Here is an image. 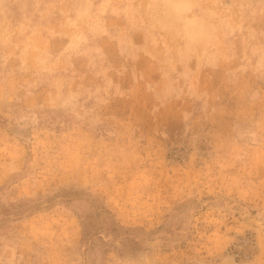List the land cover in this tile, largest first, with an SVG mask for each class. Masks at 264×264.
Segmentation results:
<instances>
[{
	"label": "rangeland",
	"instance_id": "1",
	"mask_svg": "<svg viewBox=\"0 0 264 264\" xmlns=\"http://www.w3.org/2000/svg\"><path fill=\"white\" fill-rule=\"evenodd\" d=\"M0 264H264V0H0Z\"/></svg>",
	"mask_w": 264,
	"mask_h": 264
}]
</instances>
